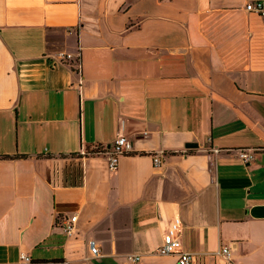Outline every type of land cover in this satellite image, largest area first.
Instances as JSON below:
<instances>
[{
    "label": "crops",
    "instance_id": "obj_1",
    "mask_svg": "<svg viewBox=\"0 0 264 264\" xmlns=\"http://www.w3.org/2000/svg\"><path fill=\"white\" fill-rule=\"evenodd\" d=\"M252 1L0 0V264H177L157 252L175 217L197 264H227L222 245L264 264Z\"/></svg>",
    "mask_w": 264,
    "mask_h": 264
},
{
    "label": "built area",
    "instance_id": "obj_2",
    "mask_svg": "<svg viewBox=\"0 0 264 264\" xmlns=\"http://www.w3.org/2000/svg\"><path fill=\"white\" fill-rule=\"evenodd\" d=\"M247 10H254L264 16V0H255L246 4ZM59 56L65 60L71 58L69 53H60ZM79 62H77L78 65ZM132 151V142L124 135L118 134L113 140L112 144L104 149L107 156L108 166L113 168L116 166L118 158L122 155L129 154ZM84 154V151L82 152ZM240 156L244 161H249L252 158V154L246 150L239 151ZM153 164L158 166L161 162L160 154H152ZM76 219L75 215L62 218L63 229L67 234H70L73 228V223ZM180 227V219L178 217L173 218L166 231L163 234L162 242L157 248V252L160 254H175L177 256V264H197V256L194 253L185 251L181 248V242L178 238V230ZM91 252L97 253V247L91 244ZM226 260L227 264H235L231 257L230 248L227 245H222L218 251ZM137 258V257H135ZM21 259L30 260L28 256L21 255ZM59 264H68L65 261L59 262Z\"/></svg>",
    "mask_w": 264,
    "mask_h": 264
},
{
    "label": "trees",
    "instance_id": "obj_3",
    "mask_svg": "<svg viewBox=\"0 0 264 264\" xmlns=\"http://www.w3.org/2000/svg\"><path fill=\"white\" fill-rule=\"evenodd\" d=\"M98 150H99V151H101V152H102V151H104L103 149H101V150H100V149H98Z\"/></svg>",
    "mask_w": 264,
    "mask_h": 264
}]
</instances>
